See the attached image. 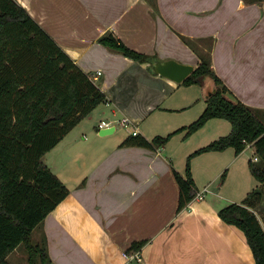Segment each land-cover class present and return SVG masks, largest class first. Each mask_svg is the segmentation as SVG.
Returning a JSON list of instances; mask_svg holds the SVG:
<instances>
[{
	"label": "crops",
	"instance_id": "obj_1",
	"mask_svg": "<svg viewBox=\"0 0 264 264\" xmlns=\"http://www.w3.org/2000/svg\"><path fill=\"white\" fill-rule=\"evenodd\" d=\"M18 1L87 73L102 70L93 80L106 93V100L44 156L48 163V153L61 147L62 160L48 164L70 188L39 229L47 236L51 264H255L245 232L221 218L217 200L193 199L178 211L175 170L182 168L170 153L173 136L155 148L122 144L140 122L173 109L174 95L196 100L200 88L184 86L199 84L156 74L150 61L112 49L100 38L112 32L139 52L195 67L201 61L196 49L209 51L231 97L264 109V0ZM126 117L130 133L116 136ZM103 120L109 125L100 127ZM105 129L109 132L102 134ZM249 146L254 144L242 153ZM230 149L235 151L199 155L208 153L218 162L219 153ZM142 239L147 242L138 250L139 260L127 250ZM10 255L11 264H22Z\"/></svg>",
	"mask_w": 264,
	"mask_h": 264
},
{
	"label": "trees",
	"instance_id": "obj_2",
	"mask_svg": "<svg viewBox=\"0 0 264 264\" xmlns=\"http://www.w3.org/2000/svg\"><path fill=\"white\" fill-rule=\"evenodd\" d=\"M100 41L142 62L153 56L130 48L112 32ZM196 50L201 61L181 84L203 85L205 76L210 75L218 91L207 99V107L196 120L176 131L187 129L189 135L214 117L228 119L232 129L189 154L184 172L175 170L180 186L178 211L198 191L193 157L229 147L240 154L253 143L259 159L251 158L249 166L260 185L241 202L222 207L219 215L245 232L255 264H264V223L256 212L264 196V109L234 100L213 68L211 53ZM105 100L106 93L91 75L18 0H0V264H11L9 255L20 244L26 247L30 264L52 263L46 234L43 231L34 241L33 231L42 229L46 216L70 188L44 156ZM173 133L152 139L138 133L122 144L160 147ZM146 242L136 240L127 251L140 250Z\"/></svg>",
	"mask_w": 264,
	"mask_h": 264
},
{
	"label": "rangeland",
	"instance_id": "obj_3",
	"mask_svg": "<svg viewBox=\"0 0 264 264\" xmlns=\"http://www.w3.org/2000/svg\"><path fill=\"white\" fill-rule=\"evenodd\" d=\"M192 86L200 88L199 96H196V100L193 102H186L178 100L177 96L174 95L172 99L169 100V105H172L171 107H173V109H165L161 111V113H157L158 115H152L144 122H140L139 128L141 133L151 137L155 136L157 132L167 134L180 125L188 124L195 118L197 119L206 106L207 101L205 100L204 86L191 85L184 86V88H192ZM188 103H190L189 106H184ZM231 129L232 124L228 119L223 117H214L209 119L197 131L189 135H187V129L179 131L180 134L178 135H176L177 131L174 132L172 135L173 137L171 136L172 138L168 144L172 146V151L170 153L173 159H175L174 161L176 166L181 167L182 169L180 171L184 172L188 156L196 147L203 144L205 145L220 136L228 134ZM116 132V136L120 137H125L130 133L127 126H122L121 124H118ZM85 133L87 134L86 131ZM60 148V146L56 147L53 151H51L52 153H48L49 155H47V160L50 165L53 166L55 165V162H60L62 160L63 155L60 152ZM88 150L89 147L84 149L85 152ZM241 153L236 154L233 149L225 151L224 153H219L223 155L221 160L218 162L213 161L217 159L208 157L211 156L207 155L208 153L205 155H197L191 160L193 175L194 177L196 175L195 180L197 188L202 190L205 186H210V192H207L206 197L217 200L218 205H221V207L228 205L231 201L241 202L249 191L260 185V181L252 173L249 166L250 159H255V157H257L255 148L249 146L242 154ZM85 156L86 155L84 154L83 157ZM54 157H56V160ZM209 162L211 166H209ZM207 168L209 169L207 170ZM256 212L264 223V218L262 217L264 213V196L261 204L256 208ZM33 238L34 241H38L41 238V233L38 228L33 231ZM10 256L13 262L15 260H21L22 264H30L28 261V251L24 244H20Z\"/></svg>",
	"mask_w": 264,
	"mask_h": 264
},
{
	"label": "water",
	"instance_id": "obj_4",
	"mask_svg": "<svg viewBox=\"0 0 264 264\" xmlns=\"http://www.w3.org/2000/svg\"><path fill=\"white\" fill-rule=\"evenodd\" d=\"M150 69L156 73L167 76L174 79L177 82H183L194 70L195 65L191 63H185L180 60L171 59H160L156 56L150 58ZM218 91L217 84L214 78L210 75H206L204 78V93L208 99ZM109 132V130H102V134Z\"/></svg>",
	"mask_w": 264,
	"mask_h": 264
},
{
	"label": "built area",
	"instance_id": "obj_5",
	"mask_svg": "<svg viewBox=\"0 0 264 264\" xmlns=\"http://www.w3.org/2000/svg\"><path fill=\"white\" fill-rule=\"evenodd\" d=\"M101 74H102V70L99 69L95 74H91V77H92L93 79H98L99 76H101ZM122 123H123L124 125H126V126L130 125V120H129V118H127V117L124 118V119L122 120ZM105 125H109V124H108L105 120H103L102 123L100 124V127H103V126H105ZM138 133H139V132H138V129L135 128L134 131H133V134L136 135V134H138ZM256 160H258V157H256ZM208 191H210L209 186H205L202 190H198V191H197L196 196H195L194 199H203V198L206 196V194H207ZM132 257H137L139 260H142V257L139 255L138 250L135 251V252L132 254Z\"/></svg>",
	"mask_w": 264,
	"mask_h": 264
}]
</instances>
